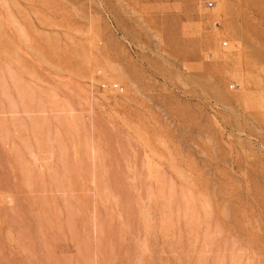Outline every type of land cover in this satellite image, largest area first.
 Here are the masks:
<instances>
[{"label":"rangeland","instance_id":"rangeland-1","mask_svg":"<svg viewBox=\"0 0 264 264\" xmlns=\"http://www.w3.org/2000/svg\"><path fill=\"white\" fill-rule=\"evenodd\" d=\"M0 264H264V0H0Z\"/></svg>","mask_w":264,"mask_h":264}]
</instances>
